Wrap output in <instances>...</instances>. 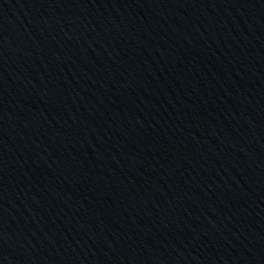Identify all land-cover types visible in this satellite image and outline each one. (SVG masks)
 <instances>
[{
	"label": "water",
	"instance_id": "1",
	"mask_svg": "<svg viewBox=\"0 0 264 264\" xmlns=\"http://www.w3.org/2000/svg\"><path fill=\"white\" fill-rule=\"evenodd\" d=\"M0 264H264V0H0Z\"/></svg>",
	"mask_w": 264,
	"mask_h": 264
}]
</instances>
